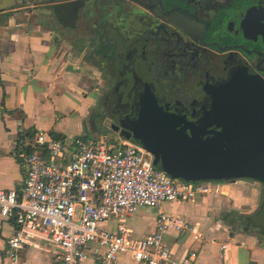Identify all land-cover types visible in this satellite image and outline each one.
Segmentation results:
<instances>
[{
    "label": "flooded vegetation",
    "instance_id": "obj_1",
    "mask_svg": "<svg viewBox=\"0 0 264 264\" xmlns=\"http://www.w3.org/2000/svg\"><path fill=\"white\" fill-rule=\"evenodd\" d=\"M12 1L0 0V8L34 12L56 46L74 47L91 63L97 137L139 140L148 93L199 122L236 71L264 81V0H14L22 4L7 8ZM239 229L261 231L252 223Z\"/></svg>",
    "mask_w": 264,
    "mask_h": 264
},
{
    "label": "crops",
    "instance_id": "obj_2",
    "mask_svg": "<svg viewBox=\"0 0 264 264\" xmlns=\"http://www.w3.org/2000/svg\"><path fill=\"white\" fill-rule=\"evenodd\" d=\"M21 4L13 0L7 8ZM29 14L0 8L2 189L22 188L25 171L16 151L23 133L33 135L41 130L54 138L59 135L58 138L67 142L76 137L97 141L90 115L94 100L90 88L95 80L91 63L80 50L75 51L76 58L74 47L62 50L56 46L50 33L39 29V17L27 19ZM90 61L99 72L96 60ZM220 184L222 193L188 202L166 201L159 208L138 209L126 218L124 225L133 236L141 237L154 230L158 211L179 215L202 237L195 240L190 231L168 230L163 241L171 258L181 261L193 251L194 264H264V235L239 229L230 217L233 212L250 214L257 210L261 184L251 179ZM101 226L116 231L117 220L110 218ZM14 228L12 219L0 216V264H60L59 254L45 236L32 239L34 245L20 250L17 258L11 260L6 252V239ZM101 251L91 242L89 257L81 264H98ZM116 264H130V256L122 254Z\"/></svg>",
    "mask_w": 264,
    "mask_h": 264
},
{
    "label": "built area",
    "instance_id": "obj_3",
    "mask_svg": "<svg viewBox=\"0 0 264 264\" xmlns=\"http://www.w3.org/2000/svg\"><path fill=\"white\" fill-rule=\"evenodd\" d=\"M16 156L25 171L20 190L0 188V216L13 220L6 239L11 260L48 237L60 264H81L88 245L99 249L98 264H116L122 254L130 264H194L195 252L181 261L170 256L163 241L168 230L202 237L179 215L158 211L155 228L141 237L125 227L126 218L141 208H159L166 201H194L222 193L219 182L179 181L153 164V155L129 141L100 142L80 137L69 142L41 130L20 136ZM117 220V230L101 225ZM226 245H223L225 247Z\"/></svg>",
    "mask_w": 264,
    "mask_h": 264
},
{
    "label": "water",
    "instance_id": "obj_4",
    "mask_svg": "<svg viewBox=\"0 0 264 264\" xmlns=\"http://www.w3.org/2000/svg\"><path fill=\"white\" fill-rule=\"evenodd\" d=\"M29 15L27 19L37 17ZM212 97L215 107L203 108L202 120L194 122L189 115L158 106L148 93L138 121L141 137L133 142L176 180L204 184L251 179L264 187V81L239 70ZM246 214H230L234 226ZM255 221L264 225V205Z\"/></svg>",
    "mask_w": 264,
    "mask_h": 264
},
{
    "label": "trees",
    "instance_id": "obj_5",
    "mask_svg": "<svg viewBox=\"0 0 264 264\" xmlns=\"http://www.w3.org/2000/svg\"><path fill=\"white\" fill-rule=\"evenodd\" d=\"M56 137L58 138L60 136L56 135ZM262 207L257 208V210L254 211L253 213L239 216L238 221L240 222V225L246 224V223H252V224L259 226V228H261V230L264 231V225L255 221V218L260 214Z\"/></svg>",
    "mask_w": 264,
    "mask_h": 264
},
{
    "label": "rangeland",
    "instance_id": "obj_6",
    "mask_svg": "<svg viewBox=\"0 0 264 264\" xmlns=\"http://www.w3.org/2000/svg\"><path fill=\"white\" fill-rule=\"evenodd\" d=\"M102 68V67H101ZM97 138V141H100V142H113V143H117V141H122V140H125V139H122V138H111V137H104V136H101V137H96ZM127 140H125L126 142ZM134 140H131L130 143L132 144H137V142H133ZM261 230V229H260ZM262 231V230H261ZM261 231H258V233L261 234Z\"/></svg>",
    "mask_w": 264,
    "mask_h": 264
}]
</instances>
